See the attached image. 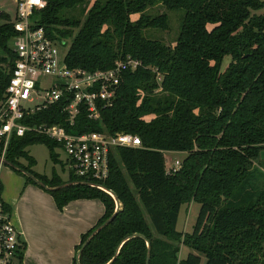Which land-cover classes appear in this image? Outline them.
Here are the masks:
<instances>
[{
    "label": "trees",
    "instance_id": "16d2710c",
    "mask_svg": "<svg viewBox=\"0 0 264 264\" xmlns=\"http://www.w3.org/2000/svg\"><path fill=\"white\" fill-rule=\"evenodd\" d=\"M86 1L47 0L33 18L50 36L69 38L71 67L107 69L128 56L141 64L122 71L112 103L100 105L98 118L81 107L71 122L61 100L24 122L58 123L77 134L129 131L142 145L111 148L104 179L72 169L65 180L56 169L51 177L37 171L27 147L44 143L58 162L62 143L34 131L12 136L7 159L27 181L37 183L23 170L61 185L37 183L60 209L75 198L103 201L104 213L81 234L77 251L117 207L109 191L82 181L117 196L121 207L83 247L80 264H146L148 242L149 264H264V0H93L83 19L68 12ZM159 3L186 9L174 44L143 32L169 28L166 12L146 11ZM15 34L1 11L0 102L16 59ZM226 55L231 60L223 68ZM165 151L186 152L179 168L168 170ZM191 200L201 206L193 229L183 232L179 214ZM181 244L192 249L184 257Z\"/></svg>",
    "mask_w": 264,
    "mask_h": 264
},
{
    "label": "built area",
    "instance_id": "2783aa9c",
    "mask_svg": "<svg viewBox=\"0 0 264 264\" xmlns=\"http://www.w3.org/2000/svg\"><path fill=\"white\" fill-rule=\"evenodd\" d=\"M16 1V18L11 20L16 29L11 40L16 59L0 102V174L6 164L12 136L34 131L62 143L69 169L78 176L106 178L111 148L117 145L141 146L138 134L129 131L112 134L99 130L77 134L58 123H27L24 118L61 100L71 122L81 107L88 109L90 117L98 118L100 105L112 103L114 87L122 71L137 68L141 60L128 56L116 60L115 65L107 69L71 67L65 60L68 38L50 36L45 26L33 18L34 12L43 8L47 0ZM181 162L175 160L171 166L167 165L168 170H176ZM24 244L2 196L0 175V264H25Z\"/></svg>",
    "mask_w": 264,
    "mask_h": 264
},
{
    "label": "crops",
    "instance_id": "0c3cea01",
    "mask_svg": "<svg viewBox=\"0 0 264 264\" xmlns=\"http://www.w3.org/2000/svg\"><path fill=\"white\" fill-rule=\"evenodd\" d=\"M1 186L25 243V264H75L76 245L81 234L104 213L103 201L98 197L75 198L60 209L49 191L11 169L3 170Z\"/></svg>",
    "mask_w": 264,
    "mask_h": 264
},
{
    "label": "rangeland",
    "instance_id": "374dc122",
    "mask_svg": "<svg viewBox=\"0 0 264 264\" xmlns=\"http://www.w3.org/2000/svg\"><path fill=\"white\" fill-rule=\"evenodd\" d=\"M93 0L86 1L83 4H80L68 12L76 13L82 19L85 17L87 11L92 5ZM3 11L9 15L10 20H14L17 14V1L16 0H0V12ZM151 14H158L160 12H166L169 16L170 26L167 29L162 28H154V27H144L143 32L146 36L151 38L160 39L166 43L174 44V41L178 37L180 32V26L185 17L186 9L183 7L180 8H168L163 4H157L149 6L146 10ZM254 12H263V9L253 10ZM139 16L138 13L132 14V18H137ZM77 30V28H75ZM69 40V38H68ZM12 44V42H10ZM231 60L230 55H226L222 64L223 68L229 64ZM31 154H33L37 160V163L34 165V168L41 172L46 173L47 175H52L53 169H56L57 173L65 180L68 178L67 171L68 166L65 165L67 161V153L62 147H57L56 150L59 152L60 158L58 162H54L50 157V152L48 147L44 143H34L27 147ZM186 152L179 151H165L166 164L171 166L175 160L179 159L182 161ZM23 162H27V159L21 158ZM65 162V163H64ZM11 169L17 176H23L19 171H17L14 167L8 164H4L1 170V174L3 170ZM0 174V175H1ZM4 182L6 181L5 175L2 177ZM15 181V179L13 180ZM39 185V184H38ZM201 204L195 200H191L185 202L179 214L177 228L182 230L183 232L191 231L193 229V225L197 219L199 214ZM192 250L184 244H181V251L179 252V257H184L186 254ZM204 264V261L201 263Z\"/></svg>",
    "mask_w": 264,
    "mask_h": 264
},
{
    "label": "water",
    "instance_id": "95a60500",
    "mask_svg": "<svg viewBox=\"0 0 264 264\" xmlns=\"http://www.w3.org/2000/svg\"><path fill=\"white\" fill-rule=\"evenodd\" d=\"M262 156L264 157V151L262 152ZM5 163L8 164V165H11L12 167H18L16 166L14 163H12L11 161H9L7 158H5ZM28 176H30L32 179H34L37 183H39L40 185L44 186V187H48V188H57L61 185H58V186H49L47 185L46 183H44L42 180H40L37 176H35L33 173L27 171V170H23ZM74 183L78 182V181H73ZM83 183H88V184H91V185H96V186H99V187H102L104 189H106L107 191H109L116 199V202H117V207H116V210L115 212L109 217L107 218L102 224H100L90 235L89 237L87 238V240L83 243V245L78 249L77 251V254H76V258H77V263L80 264V260H79V257H80V253L83 249V247L87 244V242L90 240V238L98 231L100 230L103 226H105L106 224H108L113 218L114 216L116 215L118 209L121 207V202L119 201V199L117 198V196L113 193V191H111L110 189L106 188L105 186L99 184V183H95V182H86V181H82ZM135 192H137V190L135 189ZM150 250H151V246H150V243L148 242V254H147V260H146V264H149V256H150Z\"/></svg>",
    "mask_w": 264,
    "mask_h": 264
}]
</instances>
